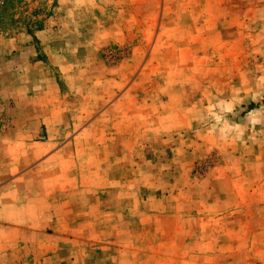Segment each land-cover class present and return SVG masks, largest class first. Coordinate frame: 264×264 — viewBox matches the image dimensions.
Listing matches in <instances>:
<instances>
[{
    "label": "rangeland",
    "instance_id": "374dc122",
    "mask_svg": "<svg viewBox=\"0 0 264 264\" xmlns=\"http://www.w3.org/2000/svg\"><path fill=\"white\" fill-rule=\"evenodd\" d=\"M122 198L142 251L98 263L264 264V0H0V264Z\"/></svg>",
    "mask_w": 264,
    "mask_h": 264
},
{
    "label": "crops",
    "instance_id": "0c3cea01",
    "mask_svg": "<svg viewBox=\"0 0 264 264\" xmlns=\"http://www.w3.org/2000/svg\"><path fill=\"white\" fill-rule=\"evenodd\" d=\"M39 64V63H38ZM24 155H22L23 157ZM25 159V158H22ZM39 165L37 167L29 168L25 170L23 173H18V175L13 179L11 184L18 182L22 178L28 177L31 172H38ZM14 175V173L12 172ZM93 178V173L85 174L81 180H79L80 184L83 186H94L100 187L102 193H116L118 197H126L132 195L133 191H137L139 189L131 190V188L135 187L134 185L127 184L125 180H117L115 176L108 172L107 175H104L102 178V182H105V185H100L98 183L97 178H93V183H87V179ZM84 181V182H83ZM130 182V180H129ZM86 183V184H85ZM237 189L230 185V191L235 192ZM263 190V189H262ZM123 199V198H122ZM114 203V202H113ZM104 204V206L102 205ZM112 204V203H111ZM108 201L102 203V201H98L97 205H85L80 204L78 208L80 211L88 210V208H93V211L90 209L91 215H80L75 216L76 207L71 205V207H67L65 211H56L54 216V222L58 223L57 225L64 223L67 224L68 227L65 230L60 228L56 229L52 236V241L45 242L46 232L41 228V231H38L37 237H33L32 241L27 238V243L25 245L26 249H21V254L24 256H31L34 260L32 264H101L98 263V258L103 256H124L130 255L132 253L139 254L142 250L138 241H141V238L138 237L136 231L131 233L126 227H119L114 229V225L110 223H104L107 221H103L97 219L95 217V213H104L108 214L110 211L115 214L117 220H121L123 224H136L138 222L141 223V218H131L132 216H127V205H130L127 200H118L117 205L112 207ZM112 207V208H111ZM66 216H62V214ZM61 215V216H58ZM73 215V216H72ZM93 218V219H92ZM115 219V220H116ZM203 219V218H202ZM119 221V222H121ZM118 223V222H117ZM119 223V224H122ZM39 224L40 223L39 221ZM112 226L113 229L109 230V227ZM57 227V226H56ZM66 227V226H65ZM106 227L107 229L104 231ZM95 233V231H97ZM33 234V235H35ZM25 241V239H24ZM32 244L30 245V243ZM126 243H128L126 245ZM130 248V250H127ZM112 252H111V251ZM14 255V256H13ZM16 253H12V256L15 257ZM83 257H87L86 261ZM116 259H113L114 261ZM121 261L118 259V264ZM138 264V263H137Z\"/></svg>",
    "mask_w": 264,
    "mask_h": 264
},
{
    "label": "trees",
    "instance_id": "16d2710c",
    "mask_svg": "<svg viewBox=\"0 0 264 264\" xmlns=\"http://www.w3.org/2000/svg\"><path fill=\"white\" fill-rule=\"evenodd\" d=\"M255 106H256L255 104H252V105H251V108L253 109Z\"/></svg>",
    "mask_w": 264,
    "mask_h": 264
}]
</instances>
